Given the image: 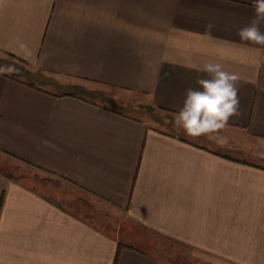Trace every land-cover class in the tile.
I'll return each instance as SVG.
<instances>
[{
	"label": "crops",
	"instance_id": "obj_1",
	"mask_svg": "<svg viewBox=\"0 0 264 264\" xmlns=\"http://www.w3.org/2000/svg\"><path fill=\"white\" fill-rule=\"evenodd\" d=\"M256 7L0 0V159L27 174L0 172V264H168L145 234L264 264V163L241 156L264 155V46L237 35ZM209 60L241 78L226 143L162 127ZM103 87L139 115L69 91Z\"/></svg>",
	"mask_w": 264,
	"mask_h": 264
},
{
	"label": "clouds",
	"instance_id": "obj_2",
	"mask_svg": "<svg viewBox=\"0 0 264 264\" xmlns=\"http://www.w3.org/2000/svg\"><path fill=\"white\" fill-rule=\"evenodd\" d=\"M256 15L250 23L237 32L241 41L264 46V0H255ZM211 27V26H209ZM8 71H14L9 69ZM204 74L196 80L198 87L185 89L182 107L174 114V127L189 137L208 136L217 143H226L227 138L220 135L232 117L240 112L238 73L225 69L214 61H205L195 68Z\"/></svg>",
	"mask_w": 264,
	"mask_h": 264
},
{
	"label": "rangeland",
	"instance_id": "obj_3",
	"mask_svg": "<svg viewBox=\"0 0 264 264\" xmlns=\"http://www.w3.org/2000/svg\"><path fill=\"white\" fill-rule=\"evenodd\" d=\"M93 90V89H92ZM90 90L88 91L87 89H81V92L78 90H74V89H70V92H74V93H81L83 95H87L90 98H104L107 95L109 96H114L116 98H118L115 101L110 100L111 105H113L114 107L118 108V109H122L125 110L127 112L130 113H135L137 115H139L136 111H132V109H136L137 106H139V104L137 102L140 101L139 98L132 96V95H123L122 93H119L116 90H113L111 88H107V87H103L101 90ZM107 98V97H106ZM144 110H142L141 115H144ZM163 128L173 131L174 133H178V134H183V131H179L174 127V121H171L168 124L162 125ZM259 151V150H258ZM241 156L255 160V161H259L264 163V155L263 153L259 152V154L257 155H248V153L245 155L242 154ZM11 161H6V158L4 159H0V171H3L5 173H8L11 177H19L22 174H25L24 172H26L25 169H20L19 167H16V165H14V163H10ZM27 175V174H25ZM25 177H29V176H25ZM143 242L147 243L148 246H144L146 247V249H152V248H156L157 249V254L162 255V257L164 256V258L167 261L168 264H207L204 261L198 260L196 257H193V259H185V262L181 261V253H185V255H190V253L184 249L181 248V246L179 244H175L173 242H170L168 240H165L162 237L156 236L154 234H145L144 237L141 238ZM149 244H152L151 246H149ZM151 247V248H150ZM168 255V256H167ZM168 259V260H167Z\"/></svg>",
	"mask_w": 264,
	"mask_h": 264
},
{
	"label": "trees",
	"instance_id": "obj_4",
	"mask_svg": "<svg viewBox=\"0 0 264 264\" xmlns=\"http://www.w3.org/2000/svg\"><path fill=\"white\" fill-rule=\"evenodd\" d=\"M0 172H2L3 174H5L7 177H10L11 178V176L8 173H5L3 171H0Z\"/></svg>",
	"mask_w": 264,
	"mask_h": 264
}]
</instances>
